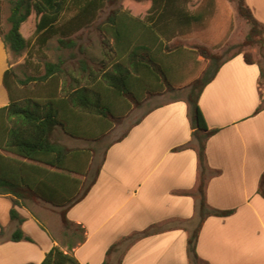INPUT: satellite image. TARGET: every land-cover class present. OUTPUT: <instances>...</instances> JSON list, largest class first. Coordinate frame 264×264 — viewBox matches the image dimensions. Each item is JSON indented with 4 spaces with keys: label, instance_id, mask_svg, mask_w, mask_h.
Instances as JSON below:
<instances>
[{
    "label": "crops",
    "instance_id": "obj_1",
    "mask_svg": "<svg viewBox=\"0 0 264 264\" xmlns=\"http://www.w3.org/2000/svg\"><path fill=\"white\" fill-rule=\"evenodd\" d=\"M245 1L264 24V0ZM7 67L0 37V108L9 104L2 80ZM199 107L208 128L217 129L206 140L205 197L210 206L232 212L203 220L195 253L205 264H264V197L257 193L264 172L259 66L242 54L227 58L201 91ZM191 132L186 102L171 100L152 107L107 145L93 185L67 211L85 232L73 248L79 263L101 264L118 242L108 264H192L187 238L198 222V159L191 147L175 149L191 142ZM12 200L0 195V264H39L57 240L23 206L15 207L20 227L33 241L10 240L16 227L9 216ZM146 229L150 233L126 239Z\"/></svg>",
    "mask_w": 264,
    "mask_h": 264
},
{
    "label": "trees",
    "instance_id": "obj_2",
    "mask_svg": "<svg viewBox=\"0 0 264 264\" xmlns=\"http://www.w3.org/2000/svg\"><path fill=\"white\" fill-rule=\"evenodd\" d=\"M107 1L8 0V29L3 31L0 26L1 40L4 47L15 55L27 49L29 39L24 37L21 27L33 13L36 18L33 36L38 50L47 46L53 37H56L59 48L71 50L77 44L74 34L93 22ZM144 1L148 3V8L143 16L116 7L100 23L104 43L108 45L109 40L112 41L110 51L114 59L98 74L89 71L88 82L80 84L79 80H73L74 83H62L60 86L64 73V60L60 56L56 62L45 61L43 72L36 65L33 73L24 78H19L10 66L3 72L2 80L9 94V104L0 108V195L13 196L9 216L16 222L9 238L12 241H33L21 229L23 218L15 207L27 208L30 204L27 201L35 200L58 209L62 234L67 238L65 250L58 244L53 245L39 264H81L75 258L73 248L85 240L84 228L70 221L67 211L86 195L100 166L85 184L77 175L88 176L86 161L94 149L67 146L56 138L55 132L60 129L71 137L88 139V132L82 127V116H96L99 124L106 122L107 127L122 118L132 106L142 105L148 97L166 89L177 91L154 47L158 46V52L168 50L165 54L168 56L178 54L182 48L178 45L171 47L169 40L176 35H187L206 13L199 9L189 10L188 0ZM229 1L235 4L236 13L248 25V30L241 42L227 46L224 52L235 49L227 57L211 53L202 45L191 49L193 54L202 56L208 63L201 74L190 81L183 98L188 106L191 142L175 148L191 147L198 159L199 176L194 192L198 222L187 238V249L193 264L201 261L195 253V242L203 220L210 215L223 217L232 212L231 209L210 206L205 197L206 140L217 129L208 128L199 107V96L220 65L237 54H242L246 63H256L260 80L264 78L261 64L264 62V24L254 16L245 0ZM245 48H256L258 57L255 58ZM79 62L82 71H86L85 61L80 59ZM262 106L260 104L257 110ZM103 128L95 132L94 141L102 136ZM83 160L85 163L81 164ZM257 193L264 197V172L260 175ZM148 233L150 231L146 229L126 239L133 240ZM117 244L109 246L101 264H108L107 258Z\"/></svg>",
    "mask_w": 264,
    "mask_h": 264
},
{
    "label": "rangeland",
    "instance_id": "obj_3",
    "mask_svg": "<svg viewBox=\"0 0 264 264\" xmlns=\"http://www.w3.org/2000/svg\"><path fill=\"white\" fill-rule=\"evenodd\" d=\"M187 6L191 11L199 9L200 12H205L206 14L202 17L200 23L193 25V29L187 35H176L169 40L168 45L171 47L178 45L182 48V51L168 56L165 55L168 50L158 52V46L154 47L155 53L158 54L157 57L164 64L165 71L175 84L177 91L166 89L160 94L148 97L143 101L142 105L132 106L122 118L117 121L114 120L107 127L106 122L99 124L96 116H82V127L88 132V139L87 137H71L60 129L55 132L56 138L67 146L94 149L93 152L89 153L86 161L88 176L77 175L78 178L84 180L85 184L100 164L107 145L124 134L135 121L142 117L144 112L174 98H185L190 81L199 76L208 63L202 56L193 54L191 49L202 45L211 53L227 57L235 51L233 48L224 52L227 46L241 42L248 30V25L236 13L235 4L229 0H188ZM116 7L127 9L133 15L143 16L147 12L148 3L144 0H108L103 8L99 10L93 22L74 34L77 44L71 50L59 48L56 37L51 38L47 46L38 50L33 36L36 18L32 13L21 27L22 34L29 39V47L19 55H15L5 48L8 66L15 70L19 78H24L33 73L36 65L40 66L43 72V63L45 61L56 62L60 56L64 60L62 64L64 73L62 74L63 77L60 78V86L62 83H74L73 80H79L80 84L88 82L90 80L87 76L89 71L98 74L100 70L108 67L114 59L110 51L112 41L109 40L108 45L104 43V35L100 31L99 25L108 12ZM8 13V0H0V26L3 31L8 29V23L6 22ZM245 50L250 51L255 58L258 57L256 48H245ZM70 53H73L74 56L70 57ZM80 59L85 61L86 71H82L80 68ZM261 64L264 67V62ZM260 86L264 94V78L260 80ZM102 127H104L102 136L97 141H94L95 132L100 131ZM83 163H85L84 160L81 164ZM27 208L31 209L30 211L57 240V244L65 250L67 238L62 234L58 209L37 200H35L34 204H29ZM196 264L205 263L198 261Z\"/></svg>",
    "mask_w": 264,
    "mask_h": 264
}]
</instances>
